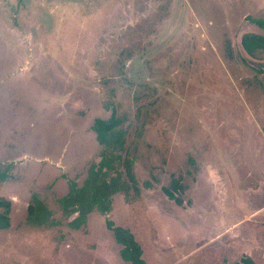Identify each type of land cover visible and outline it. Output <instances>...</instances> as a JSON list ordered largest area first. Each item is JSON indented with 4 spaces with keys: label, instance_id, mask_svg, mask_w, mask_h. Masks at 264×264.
Returning a JSON list of instances; mask_svg holds the SVG:
<instances>
[{
    "label": "rangeland",
    "instance_id": "374dc122",
    "mask_svg": "<svg viewBox=\"0 0 264 264\" xmlns=\"http://www.w3.org/2000/svg\"><path fill=\"white\" fill-rule=\"evenodd\" d=\"M253 18L264 0H0V264H132L108 219L145 264H264V49L241 44L264 34ZM112 115L138 191L72 228L58 200L101 161L92 125ZM34 193L57 225L29 220Z\"/></svg>",
    "mask_w": 264,
    "mask_h": 264
},
{
    "label": "trees",
    "instance_id": "16d2710c",
    "mask_svg": "<svg viewBox=\"0 0 264 264\" xmlns=\"http://www.w3.org/2000/svg\"><path fill=\"white\" fill-rule=\"evenodd\" d=\"M252 21L264 30V18H253ZM241 44L248 54L254 55L264 49V34L246 32L242 36ZM118 124L119 119L115 115L108 119H95L92 128L105 150L102 159L99 163L90 164L88 177L85 178L82 185L73 182L68 193L58 200L64 215L72 217L75 214L68 222L72 228L77 229L86 224L89 213L95 209H99L102 213H108L111 210L114 195L122 191L125 195L132 191H138V181L132 171L129 159L123 160L121 155L114 154L115 151L123 150L126 147V141L123 133L118 129ZM120 162H123L122 165H124L128 175L127 179L123 178L124 175L114 166L115 164L119 165ZM114 169L117 170L116 174L110 175ZM7 178H9V165L1 166L0 164V180ZM171 186L174 190L164 187V191L170 198L177 199L174 191H177L180 186L179 180L173 178ZM0 206L4 208L3 212L0 213V228H8L10 225L9 200L0 197ZM28 217L31 222L38 225H57L59 221L52 216L51 210L47 208L36 193L33 194V203L28 207ZM107 226L113 230L117 243L122 245V256L132 264H145L142 259L141 246L133 234L124 227L115 226L110 219L107 221ZM234 264H255V262L251 257L245 256Z\"/></svg>",
    "mask_w": 264,
    "mask_h": 264
},
{
    "label": "crops",
    "instance_id": "0c3cea01",
    "mask_svg": "<svg viewBox=\"0 0 264 264\" xmlns=\"http://www.w3.org/2000/svg\"><path fill=\"white\" fill-rule=\"evenodd\" d=\"M1 163H2V161H1Z\"/></svg>",
    "mask_w": 264,
    "mask_h": 264
}]
</instances>
